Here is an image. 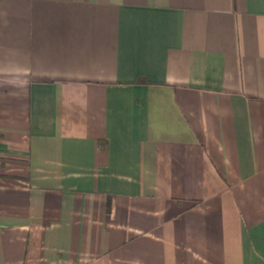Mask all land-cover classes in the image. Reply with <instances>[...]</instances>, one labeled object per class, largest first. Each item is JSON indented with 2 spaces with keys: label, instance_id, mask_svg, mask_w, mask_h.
Wrapping results in <instances>:
<instances>
[{
  "label": "crops",
  "instance_id": "obj_1",
  "mask_svg": "<svg viewBox=\"0 0 264 264\" xmlns=\"http://www.w3.org/2000/svg\"><path fill=\"white\" fill-rule=\"evenodd\" d=\"M0 264H264V0H0Z\"/></svg>",
  "mask_w": 264,
  "mask_h": 264
}]
</instances>
